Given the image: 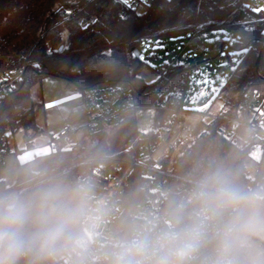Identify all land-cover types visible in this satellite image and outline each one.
I'll return each mask as SVG.
<instances>
[{"label": "trees", "instance_id": "trees-1", "mask_svg": "<svg viewBox=\"0 0 264 264\" xmlns=\"http://www.w3.org/2000/svg\"><path fill=\"white\" fill-rule=\"evenodd\" d=\"M133 1L138 2V7L131 6ZM254 1L151 0L148 3L141 0H0V28L9 14L20 7H25L29 14L23 30L0 35V47L13 39H22L29 51L19 85L0 101V132L7 128L13 131L23 128L27 147H32L29 130L33 129L34 135H38L40 129L31 88L45 76L69 80L84 93L92 87L124 83L142 106L175 103L181 109V99L175 95L183 92L190 79V71L195 66L165 62L166 74L148 83L137 75L144 63L141 44L151 38L186 36L197 28L205 32L227 29L234 33L232 45L230 41L217 40L210 41L209 48L211 46L216 50L217 56L224 55L221 53L224 50L230 63L231 51L239 57L236 67L225 77L226 86L234 88L237 93L233 101L236 107L264 82V10H255L253 18H249V5ZM63 8H77L78 13L71 19H65L60 16ZM92 19L94 22L87 27L80 22ZM50 45L53 49L49 48ZM23 62L0 63V77ZM157 109L154 128L145 133L138 130L136 113L123 120L127 144L119 153L109 154V143L101 133L90 135L92 144L87 149L79 144L63 150L52 144L50 154L38 156L27 163H18L13 186L8 187L5 181H0V196L18 190L19 194L30 198L41 182L49 181L53 173L62 174L61 179L65 184L82 189L86 178H94L93 171L99 162H111L122 157L132 159L139 155V146L155 137L158 122L165 110L164 107ZM221 123V119H211L206 131L178 156L172 171L186 179L203 181L218 168H224L233 174L241 186L251 189L260 187L249 176V149L239 147L234 139L221 135L218 132ZM109 155L112 157L91 160ZM162 163L169 168L170 159L166 157ZM34 165L37 170L33 168ZM261 167H264V150L259 162ZM134 172L124 192L123 220H128V211L137 207L147 196L142 187L141 170L134 168ZM78 200L84 205L83 191ZM84 222L85 214L75 228L79 237L84 232ZM74 245L62 243L45 258H39L34 250L19 264H56ZM56 250L59 251L58 257ZM88 264H117V258L112 254L105 260L90 261Z\"/></svg>", "mask_w": 264, "mask_h": 264}, {"label": "built area", "instance_id": "built-area-1", "mask_svg": "<svg viewBox=\"0 0 264 264\" xmlns=\"http://www.w3.org/2000/svg\"><path fill=\"white\" fill-rule=\"evenodd\" d=\"M90 1V0H85ZM151 0H147L150 3ZM132 7H138V2L133 1ZM259 7L255 0L249 5L248 17L253 18L254 11ZM65 19L73 18L77 8H63L60 11ZM80 22L84 27L91 25L94 19ZM202 28H197L194 33L186 35V46L193 53H209L210 41ZM145 46L141 44V48ZM224 54V50H221ZM170 64H178L177 58ZM159 75H165L167 65L165 63L156 67ZM23 76V67H17L6 72L0 77V101L7 96L12 89L19 85ZM194 90V88H192ZM182 99L183 92L175 95ZM188 101H192V95ZM84 105L87 107L91 120L86 127L96 128L99 124L114 126L136 113L142 106L133 95L132 91L115 84H105L89 88L84 93ZM261 102L257 93L248 94L236 107L226 105L215 116L221 119L218 132L228 139H234L229 133L228 126L236 120L233 111L245 116V123L255 130H262L264 113L258 111ZM152 108H175L172 104H153ZM254 113L251 122L247 117ZM72 128L66 124L52 141L55 144L59 140L67 139ZM172 128L158 126L155 137L139 146V155L128 159H119L111 162L101 161L94 168V178H86L82 183V191L85 197L86 213L84 232L79 237L80 246L74 245L56 264H88L90 261H101L114 254L117 258L122 251V245L133 239L147 238L152 242V262L159 256L167 255L178 242L160 243V237L164 233H181L182 239L196 245V249L185 258V264H210L216 255L217 233L222 232L235 215L232 209H217L215 205H206L196 198V193L202 181L186 179L174 173L171 168L164 166L163 159L159 157V151L166 147L171 149ZM182 140L177 147L181 143ZM8 151L0 148V166L7 165ZM134 168L141 170L142 187L147 193L146 198L137 207L128 211V220H123L124 192L130 178L134 176ZM92 188L96 193H88ZM203 222V235L191 237L185 235V230L195 227ZM232 254L238 259L249 262L264 259V231L250 235H244L239 242L234 244Z\"/></svg>", "mask_w": 264, "mask_h": 264}, {"label": "rangeland", "instance_id": "rangeland-1", "mask_svg": "<svg viewBox=\"0 0 264 264\" xmlns=\"http://www.w3.org/2000/svg\"><path fill=\"white\" fill-rule=\"evenodd\" d=\"M257 1L260 5L256 9L258 11L260 7L264 8V0ZM60 16H62L61 13ZM28 18L29 14L25 7L14 10L5 19L0 28V35L6 36L23 30L27 25ZM206 34L208 36L207 41L227 40L230 41L231 45L234 41V33L231 30L208 31ZM66 36L67 32L65 31L64 37ZM186 41V36L144 40L145 46L141 48V58L144 63L137 73L144 81L151 83L159 77L156 67L175 58H177L179 65L195 66L191 69L190 79L183 90L181 110L175 108L165 109L163 116L158 122V126L172 128L171 143L174 144V147L168 149L166 146L158 154L159 157L166 155L170 159L169 168H172L178 156L198 136L206 131L208 122L214 119L224 106L231 105L232 108L235 107L233 101L237 97L234 88L226 86L225 77L231 73L239 62L238 55L231 51L232 62L230 63L226 52H224V55L217 56L216 50H213L210 46L209 53H193L186 46ZM49 48L53 49V46L50 45ZM28 53L29 51H27L22 39H13L0 47V55L4 56L3 54H6L7 56L6 61H0V63H20L24 61L19 66L23 67L24 72ZM118 85L129 89L127 84L121 83ZM74 92L78 93V96L81 94V97H74ZM82 92L73 82L54 76H45L32 86L33 106L36 111L37 126L40 129L38 135H34L33 129L29 130V141L32 146L37 148L42 144H48L52 138L59 134L64 124L67 123L71 126L72 132L67 139L56 142L54 147L66 150L81 144L87 149L92 144L90 135L101 133L104 134L109 143L110 155L119 153L124 149L127 144V133L126 126L122 122L114 126L99 124L96 128H87L85 126L91 120V116L84 105ZM253 92L258 94L261 102L258 111L264 113V82L256 86ZM190 95H192V101L189 102L187 99ZM157 111L158 109L155 108H143L136 112L137 127L140 132L145 133L154 128L158 115ZM233 112L236 120L230 122L228 131L233 135L234 142L239 147H247L249 149V158L247 160L249 176L255 179L259 186H264V167L259 168V162L264 150V123L262 130H255L251 126L244 124L246 120L242 113ZM254 113L247 117L248 122L252 121ZM256 139H259V141L257 142ZM182 140L184 142L177 147ZM2 145L9 155L7 165L0 166V181L3 180L8 187H12L17 175L14 167H16L18 160L19 162L22 161L28 151L25 130L18 128L13 131L11 128H7L3 133L0 132V147ZM110 155L91 160L98 161L112 157ZM126 158L128 157H122L121 159L127 161L129 158ZM33 168L37 170L35 165ZM17 193L18 190H12L8 194ZM88 193H96V191L89 188ZM83 206L86 208L85 203ZM55 255L59 256L58 250L55 251Z\"/></svg>", "mask_w": 264, "mask_h": 264}, {"label": "clouds", "instance_id": "clouds-1", "mask_svg": "<svg viewBox=\"0 0 264 264\" xmlns=\"http://www.w3.org/2000/svg\"><path fill=\"white\" fill-rule=\"evenodd\" d=\"M61 175L53 173L30 198L19 193L0 196V264H19L34 250L39 258H45L62 243L82 244L75 231L87 211L78 200L82 189L65 184ZM196 198L235 213L225 229L217 233L216 255L210 264H264V259L245 262L232 254L242 236L264 231V186L245 188L229 170L218 168L201 182ZM203 228L201 222L186 229L185 235L199 237L204 234ZM163 242L178 243L152 264H185V258L196 249L178 232L162 234L160 243ZM151 248L147 238L128 241L122 245L117 264H145L153 255Z\"/></svg>", "mask_w": 264, "mask_h": 264}, {"label": "crops", "instance_id": "crops-1", "mask_svg": "<svg viewBox=\"0 0 264 264\" xmlns=\"http://www.w3.org/2000/svg\"><path fill=\"white\" fill-rule=\"evenodd\" d=\"M260 9L264 10V8H262V7H260ZM19 52H21V51L19 50ZM3 55L4 56L0 55V61H6V59H7L6 58L7 57L6 54H3ZM83 95H84V91L82 92V98H83ZM73 96L78 98L79 96L81 97V94L78 96V93L74 92ZM143 108H150L151 109L152 107H142L141 109H143ZM233 116H234V114H233ZM66 124L67 123H65L64 125H66ZM137 126H138V120H137ZM52 141H53V138L51 139L50 142H48V144L47 143L46 144H42L41 146H39L37 148L35 146H32L31 148H28V151L26 152L27 154L24 156L22 161L19 162V160L17 159L18 160L17 164L18 163H27V162H30V161L34 160L38 156H44V155L50 154L52 152V150H53ZM17 164H16V167H14L16 171H17Z\"/></svg>", "mask_w": 264, "mask_h": 264}, {"label": "water", "instance_id": "water-1", "mask_svg": "<svg viewBox=\"0 0 264 264\" xmlns=\"http://www.w3.org/2000/svg\"><path fill=\"white\" fill-rule=\"evenodd\" d=\"M136 54L138 55L139 54V51L137 50ZM259 62H260V57L258 58V61H257V64H256V68L258 69L259 67ZM256 141L258 142L259 139H256Z\"/></svg>", "mask_w": 264, "mask_h": 264}]
</instances>
